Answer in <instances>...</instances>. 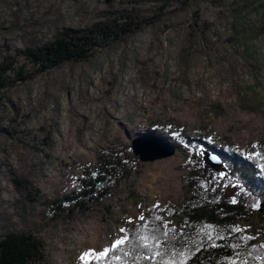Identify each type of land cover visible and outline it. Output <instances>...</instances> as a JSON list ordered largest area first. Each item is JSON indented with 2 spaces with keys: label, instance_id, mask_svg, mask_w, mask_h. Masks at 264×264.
Here are the masks:
<instances>
[{
  "label": "rangeland",
  "instance_id": "374dc122",
  "mask_svg": "<svg viewBox=\"0 0 264 264\" xmlns=\"http://www.w3.org/2000/svg\"><path fill=\"white\" fill-rule=\"evenodd\" d=\"M123 17L138 28L100 38L83 60L40 69L23 54L64 28L111 33ZM0 67L10 81L0 98V239L38 240L41 257L28 264H79L147 206L176 205L193 142L244 159L264 140V0H0ZM142 132L174 153L141 162L130 151L137 162L101 203L54 208L97 151H127ZM237 225L264 244V217Z\"/></svg>",
  "mask_w": 264,
  "mask_h": 264
},
{
  "label": "trees",
  "instance_id": "16d2710c",
  "mask_svg": "<svg viewBox=\"0 0 264 264\" xmlns=\"http://www.w3.org/2000/svg\"><path fill=\"white\" fill-rule=\"evenodd\" d=\"M123 23L124 17L108 34L98 26L82 31L64 28L36 51L27 48L23 54L40 69L83 60L100 46V38L111 42L115 34L122 37L138 28L137 22ZM6 69L0 67V98L10 82ZM195 142L185 168L182 199L174 206H147L143 221L138 219L125 227L127 241L107 259L92 260V264H264V244L243 234L237 225L239 219L264 217V140H258L254 152L244 159L231 146L215 151L222 159L216 169L201 155V150L212 147ZM136 162L129 146L127 151H97L94 162L81 169L76 188L56 198L54 208L74 212L101 203L129 176ZM169 219L177 220L172 224ZM145 242L148 247H144ZM40 257L41 244L28 233L11 232L0 239V264H28Z\"/></svg>",
  "mask_w": 264,
  "mask_h": 264
},
{
  "label": "water",
  "instance_id": "95a60500",
  "mask_svg": "<svg viewBox=\"0 0 264 264\" xmlns=\"http://www.w3.org/2000/svg\"><path fill=\"white\" fill-rule=\"evenodd\" d=\"M175 146L153 132L138 133L130 140V151L141 162L152 161L171 156ZM202 157L212 168L222 165L220 156L211 150H205Z\"/></svg>",
  "mask_w": 264,
  "mask_h": 264
},
{
  "label": "snow or ice",
  "instance_id": "6c2138e0",
  "mask_svg": "<svg viewBox=\"0 0 264 264\" xmlns=\"http://www.w3.org/2000/svg\"><path fill=\"white\" fill-rule=\"evenodd\" d=\"M233 203H235V200H233ZM139 219L141 221H143L144 217L141 216ZM124 231H125L124 229H121V232H124ZM236 231H239V229H236ZM153 238L155 239L156 237H153ZM127 239H128L127 236L121 237L120 239L114 241L110 248H105V249H103L100 252H96L94 257H93L94 250H89L88 253L82 254L81 259H82V261H84V264H92V259L93 258H96V259H107L109 253L112 252L113 250L117 249L120 245L124 244L127 241ZM142 239L147 241L148 238L147 237H143ZM144 247H148L146 242L144 244ZM115 258L116 259H120L119 256H117ZM146 258L151 259V257H146ZM181 264H183V261L181 262Z\"/></svg>",
  "mask_w": 264,
  "mask_h": 264
}]
</instances>
